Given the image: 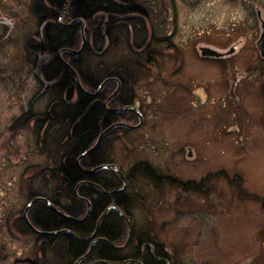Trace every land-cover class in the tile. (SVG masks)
I'll use <instances>...</instances> for the list:
<instances>
[{
	"label": "flooded vegetation",
	"instance_id": "af4514ba",
	"mask_svg": "<svg viewBox=\"0 0 264 264\" xmlns=\"http://www.w3.org/2000/svg\"><path fill=\"white\" fill-rule=\"evenodd\" d=\"M263 33L264 0H0V264H172L170 189L217 193Z\"/></svg>",
	"mask_w": 264,
	"mask_h": 264
},
{
	"label": "rangeland",
	"instance_id": "374dc122",
	"mask_svg": "<svg viewBox=\"0 0 264 264\" xmlns=\"http://www.w3.org/2000/svg\"><path fill=\"white\" fill-rule=\"evenodd\" d=\"M118 45L126 43L119 41ZM100 61L96 57L92 60L93 63ZM241 94L236 117H230L228 111L220 114L216 146L208 144L200 151L206 158L198 174H203L202 166L219 165V188L215 196L211 195V188L202 193L208 197L191 188L183 190L178 183L170 189L173 191L170 205L175 209L166 215L172 217L169 220L173 241L167 246L172 264H264L263 101L256 93L253 99ZM183 122L197 137L202 127L209 131L212 118L190 114ZM232 125L235 131L230 132ZM129 156L132 157V153ZM13 157L20 158V155ZM180 170L188 171L182 167ZM142 194L150 199L149 205L158 204V190ZM198 196L204 198V203ZM148 216L150 214H141L143 219Z\"/></svg>",
	"mask_w": 264,
	"mask_h": 264
},
{
	"label": "trees",
	"instance_id": "16d2710c",
	"mask_svg": "<svg viewBox=\"0 0 264 264\" xmlns=\"http://www.w3.org/2000/svg\"><path fill=\"white\" fill-rule=\"evenodd\" d=\"M83 122H84V121H83ZM80 125H83V123H82V124L80 123Z\"/></svg>",
	"mask_w": 264,
	"mask_h": 264
},
{
	"label": "water",
	"instance_id": "95a60500",
	"mask_svg": "<svg viewBox=\"0 0 264 264\" xmlns=\"http://www.w3.org/2000/svg\"><path fill=\"white\" fill-rule=\"evenodd\" d=\"M264 34V33H263ZM263 34H262V36H263ZM82 221V220H81Z\"/></svg>",
	"mask_w": 264,
	"mask_h": 264
}]
</instances>
